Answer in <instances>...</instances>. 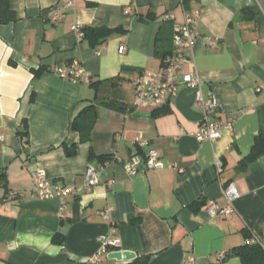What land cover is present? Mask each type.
Instances as JSON below:
<instances>
[{"label":"crops","instance_id":"crops-1","mask_svg":"<svg viewBox=\"0 0 264 264\" xmlns=\"http://www.w3.org/2000/svg\"><path fill=\"white\" fill-rule=\"evenodd\" d=\"M16 21L0 25V264H95L99 237L119 239L116 250H131L129 261L98 264H241L226 256L257 237L264 245V155L239 170L255 137L264 132V0H11ZM256 6L257 12L238 16ZM200 12L199 40L186 50L180 76L202 80V92H216L225 112L210 116L233 129L215 141L193 133L204 120L196 104L198 88L180 86L161 108H137L130 76L157 71L173 47L176 23ZM166 14L175 16L164 20ZM74 26L117 27L94 47ZM216 37V45L207 38ZM126 51L120 53V46ZM78 61L96 87L59 77L56 64ZM39 73V75H36ZM116 103L123 108L116 107ZM95 105L91 140L71 129L86 107ZM29 126V143L19 135ZM156 149L165 165L136 176L119 162L141 149ZM77 145L74 156L66 148ZM93 151L95 159H90ZM106 163L107 175L90 191L59 198L34 195L32 171L42 169L54 183L81 185L88 166ZM169 163L176 164L168 167ZM107 180H112L108 184ZM240 197L229 217L211 216L212 202L223 205L226 183ZM199 205L198 207L196 205ZM250 234L251 237L247 238ZM57 238V241L55 240ZM62 241V242H58ZM223 255V256H222Z\"/></svg>","mask_w":264,"mask_h":264},{"label":"built area","instance_id":"built-area-1","mask_svg":"<svg viewBox=\"0 0 264 264\" xmlns=\"http://www.w3.org/2000/svg\"><path fill=\"white\" fill-rule=\"evenodd\" d=\"M200 12L186 13L182 23H176L173 33V47L163 59L161 68L157 71L140 70L130 76V80L135 86V102L137 108L157 109L166 106L172 97L177 93L180 86H193L198 88L195 98L196 104L204 112V120L199 129L193 133V136L199 141L215 142L223 135V129H233V122L223 123L217 119H210V116L219 115L225 112V107L220 102L216 92L207 95L202 92V80L192 73H186L180 76L183 64L187 60L186 50L193 48L199 40V32L197 23L199 21ZM164 20H172L175 18L173 14H166ZM73 30L78 32V37L82 40L85 37L83 26H74ZM210 45L214 46L218 43L219 38L208 37ZM126 46H120V53L126 51ZM50 71L59 77L75 82L90 84L94 81L92 73L86 71L80 66L78 61L64 62L56 64L50 68ZM135 144L141 149L134 153L130 158L124 160L119 154H112V159L108 162L122 163L126 173L130 176H136L152 169H162L164 164L160 160L159 152L154 148L147 147L148 141L143 136H138ZM106 163L98 166H88L84 174V181L81 185H62L54 183L49 179L42 169L32 171V177L35 182L34 195L41 199L59 198L65 202L71 193H83L90 191L93 187L100 184L107 175ZM176 164L169 163L168 167H175ZM108 184H112V180H107ZM225 203L223 205L218 202H212L208 205L207 211L213 216L229 217L235 211V201L240 197V193L235 183L230 182L224 186L223 191ZM113 228L111 235L100 236V248L97 254L91 259L92 263L98 264L102 262V258L111 251H116L120 246L119 239L116 238ZM248 242L261 243L257 237H251ZM223 256V255H222Z\"/></svg>","mask_w":264,"mask_h":264},{"label":"trees","instance_id":"trees-1","mask_svg":"<svg viewBox=\"0 0 264 264\" xmlns=\"http://www.w3.org/2000/svg\"><path fill=\"white\" fill-rule=\"evenodd\" d=\"M11 0H0V25L16 21V15L10 5ZM257 12L258 8L252 6L243 9L238 18L246 19L247 13ZM83 31L85 32V37L83 39L87 40L91 46L98 47L104 44L107 39L117 33H125L126 28L122 26L117 27H93V26H83ZM166 56V55H165ZM164 56V57H165ZM164 59V58H163ZM39 75V73H36ZM99 82H91L89 85L91 87H96ZM116 107L122 109L123 105L116 103ZM158 109H156L157 111ZM97 120V112L95 105H90L84 108L78 116L73 120L71 124V129L80 135L81 142H89L91 140L92 130ZM19 135L24 140L25 144L29 143V126L27 120H24V128L19 131ZM66 154L68 156H74L77 153V145L73 144L71 147H67ZM264 155V132H260L254 140L248 155L240 161L239 170L246 171L249 164L258 159L260 156ZM98 156L95 155L93 151L90 152V159H95ZM112 154L107 156H99L100 161H108L112 159ZM228 183H226L227 185ZM225 185V186H226ZM0 186L7 187V179L5 173L0 174ZM196 205V204H195ZM197 207L199 205H196ZM251 235L248 234L247 238ZM57 241V238L55 239ZM62 242V241H58ZM237 257L241 264H264V245L262 243H250L247 242L243 245L237 246L232 249V251L226 256ZM148 257L136 258L131 264H147Z\"/></svg>","mask_w":264,"mask_h":264},{"label":"water","instance_id":"water-1","mask_svg":"<svg viewBox=\"0 0 264 264\" xmlns=\"http://www.w3.org/2000/svg\"><path fill=\"white\" fill-rule=\"evenodd\" d=\"M107 257L109 259H116L119 261H129L136 257V252L131 250H116L111 251Z\"/></svg>","mask_w":264,"mask_h":264},{"label":"rangeland","instance_id":"rangeland-1","mask_svg":"<svg viewBox=\"0 0 264 264\" xmlns=\"http://www.w3.org/2000/svg\"><path fill=\"white\" fill-rule=\"evenodd\" d=\"M134 102H135V98H134Z\"/></svg>","mask_w":264,"mask_h":264}]
</instances>
